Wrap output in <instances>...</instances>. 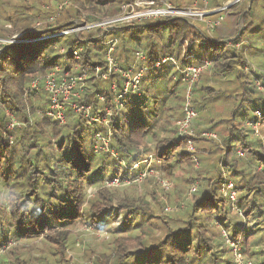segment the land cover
<instances>
[{
    "label": "trees",
    "instance_id": "obj_1",
    "mask_svg": "<svg viewBox=\"0 0 264 264\" xmlns=\"http://www.w3.org/2000/svg\"><path fill=\"white\" fill-rule=\"evenodd\" d=\"M135 1L0 0V39L13 34L26 39L0 44V247L18 242L0 255V264H72L69 251L82 235L76 228L86 225L112 237L107 251L91 244L84 250L96 264H235L223 231L244 246L247 259L264 264V141L248 126L257 110L264 112V72L251 69L246 45L236 48L245 35L239 32L238 21L241 16L246 20L251 0L224 10L236 18L227 27L220 23L213 35L184 18L146 21L108 33L107 38L118 39L113 57L121 69L147 68L142 95L131 96L123 108L115 109L110 152L94 155L90 147L95 134L107 128H98L83 113L68 110L64 124L46 116L50 95L44 78L57 65L65 70L78 64L108 70L104 30L60 32L121 15L122 7ZM155 1L185 8L193 4ZM211 3L225 6L219 0ZM40 26L43 31L33 33ZM167 28L170 33L164 40ZM196 41L205 46L196 48L207 54L205 58L196 54ZM182 42L191 44L184 55ZM143 51L146 59L138 62L137 54ZM165 57L178 64L156 67ZM203 59L213 65L193 86L192 105L198 117L191 127L194 135L183 136L178 121L185 116L186 85L179 68ZM159 69L172 74L165 94L156 89L162 78L156 74ZM103 70L90 73L79 99L99 116L107 105L114 108L112 82L122 85L119 73L103 80ZM37 79L38 89L33 90ZM8 113L19 122L10 131ZM206 132L218 138L205 136ZM190 139L194 151L188 149ZM150 152L161 159L165 175L174 182L170 192L157 183L144 195L130 191ZM115 178L133 184L108 187ZM153 181L157 182L154 177L146 180ZM228 182L236 191L235 202L224 185ZM88 188H93L92 195ZM167 204L177 208L169 212ZM21 242L29 247L43 242L47 249L36 256L37 246L26 248Z\"/></svg>",
    "mask_w": 264,
    "mask_h": 264
},
{
    "label": "built area",
    "instance_id": "obj_2",
    "mask_svg": "<svg viewBox=\"0 0 264 264\" xmlns=\"http://www.w3.org/2000/svg\"><path fill=\"white\" fill-rule=\"evenodd\" d=\"M205 1V0H204ZM235 2H230L224 7L220 8H185L177 7L171 3L157 2L155 0H136L133 5H125L122 7V14L116 17L107 18L99 23L94 24H79L80 26L73 30L63 31L60 34H68L72 31L79 33L81 30H90L92 28L99 27L104 30L102 37V43L108 45L109 49L106 53V60L108 65V70L104 71L101 66L94 68L82 67L81 64L75 66L72 70H65L60 65H57L45 78H44V89L50 95V106L47 110L46 116L51 118L54 121H57L60 124L66 123L67 120V110L69 108L73 109L74 112L83 113L90 123H100L107 128L106 131H99L95 134L94 144L95 149H97V143H102L105 149L110 150V144L112 140V130H111V121L115 115V109H120L124 107L125 101L131 96H141L143 93L142 90V79L147 68H141L136 70L134 68L121 69L117 61L113 57V53L118 44V39L115 37L107 38L108 33L114 28H121L124 24L134 23L136 25L140 24L142 21L147 19H157V18H184L187 20L191 19H201L203 21L206 17H217L216 20H209V27L211 30L215 29L223 20V15H219L224 10L232 6ZM208 5V0L207 3ZM51 37V36H48ZM46 38V37H45ZM25 39V38H24ZM43 39V38H39ZM38 39V40H39ZM21 40V39H20ZM4 39H0V44L3 45ZM13 42V41H12ZM20 42V41H18ZM17 42V43H18ZM182 45V44H180ZM239 44H236L238 46ZM1 51V50H0ZM61 53L63 50L60 51ZM77 59H80V56L77 52L74 53ZM137 57L142 61L146 59V56L143 52H139ZM168 62L178 64L176 59L173 57H165L161 61L156 63V67L162 66ZM213 65V62L208 59H203L198 61L197 64H191L180 70L181 79L186 85V103L184 105V114L182 120L178 121L180 126V134L183 136L194 135V130L191 128L194 119L197 117V112L192 105V95H193V86L196 82L199 81L201 74L210 69ZM101 74L103 80H107L112 73H119L122 79V85L119 87L116 81L111 84V91L114 93V108L111 106H106L102 115H93L88 117L89 113H92V107L85 103H80L79 99L82 98L85 89L88 85V78L92 71L95 73ZM40 80H34L32 84V89L37 90ZM261 87V86H260ZM100 100H104V96L99 97ZM92 115V114H91ZM251 129L254 132V135L257 138H260L264 141V112L261 110L256 111V118L254 121L249 123ZM16 126V120L12 117L10 125L6 128V131L14 129ZM12 128V129H11ZM205 136L217 138V135L214 133H205ZM192 140H188V149L193 150ZM97 151V150H96ZM153 156L145 157L141 163L147 165V162H151ZM156 160V159H155ZM140 164L137 163L135 168ZM148 173L147 167L143 172ZM142 174V172H140ZM139 174V175H140ZM145 174H142L140 178L144 177ZM109 186L115 185H126L131 184L130 181L121 182L120 179L115 178L112 181L107 183ZM227 187V193L230 192V198L233 202L236 201V191L232 182L225 183ZM195 189V187L193 188ZM223 237L229 247L232 249L234 262L235 264H255L252 260L247 259L244 254L241 245L232 240L226 231H223ZM6 247L0 250V253Z\"/></svg>",
    "mask_w": 264,
    "mask_h": 264
},
{
    "label": "rangeland",
    "instance_id": "obj_3",
    "mask_svg": "<svg viewBox=\"0 0 264 264\" xmlns=\"http://www.w3.org/2000/svg\"><path fill=\"white\" fill-rule=\"evenodd\" d=\"M219 1L223 2L224 5H227L228 3L235 2L236 0H219ZM206 3H207V0H205V1L204 0H193L192 6H189V7L198 8V9H205V8L212 9V8H216V7H212L213 5L211 3V0H208V5ZM251 6H252V9L249 11ZM246 12H247L246 20L242 19V16H241L239 18L240 20L238 21L239 22V26H238L239 32L242 30L244 32V34H245L244 35V40H243L242 43H239V45L236 46V48L246 45L247 46L246 57L250 61V65L252 66L251 69L254 70V71L258 70V71H263L264 72V0H254V1L251 0L249 2V4H248V9H246ZM222 15H223L224 18L221 21V25L222 26L224 25V27H227V26L231 25L234 22V18H236V14H234V12L222 13ZM166 19L167 18L147 19V20L142 21L141 23L146 22V21L160 22V21H163V20H166ZM216 19H217L216 17L209 16V17H206L203 21H201V19H199V20L191 19L189 22H191L192 24L198 26L206 34L213 35L215 30H216V28L211 30V28L209 27V20H216ZM126 26L133 27V26H138V25H136L134 23H129L127 25L124 24L122 27H126ZM6 27L7 28H11L10 25H6ZM169 29L170 28H167L165 30V35H164L165 38H163L164 40L167 39V37H168L167 35H169V33H170ZM36 31H43L42 26H40L36 30H33V33H35ZM20 39H21V35L20 34H13L10 38L4 39V41H3L4 44L3 45L16 44L18 41L26 42V39H24V38H22L21 40ZM20 42H18V43H20ZM189 45H191V44L188 43V42H182V45H181V47L183 49L182 50L183 51L182 55L185 54V52H186V50H187ZM194 47H195V49L199 48L201 50L205 48V46L200 45V43L198 41H196V44L194 45ZM197 50L198 49H196V54L199 57L205 58V56L207 54L205 55V54H203V52H198ZM207 52L208 53L210 52L209 44H208ZM143 53H144V51H143ZM209 54L211 55L212 51ZM136 59H137L138 62L141 61V59H139L138 57H136ZM167 65L170 67L171 66V62H168ZM245 70L251 76L254 75L253 74L254 72H252L250 70V68H247ZM156 74L157 75L160 74L162 76L161 80L158 83L159 86L156 84V89L157 90L159 88H160V90L162 89L161 93L165 94L166 91L168 90V89H166V87L167 86L170 87L171 84H172L171 80H170V77L172 76V74H167L165 71H161L160 69L157 70ZM144 75H145V73H144ZM172 82H173V79H172ZM116 83H117V81H116ZM257 83H259V82L257 81ZM142 88H143V86H142ZM153 89H154V87L152 88V90ZM260 89L263 90L262 87H260ZM185 97H186V93H185ZM184 105H185V103H184ZM68 110H71V111L74 112V110L71 109V108H69ZM68 110H67V112H68ZM8 115L14 117L11 113H8ZM93 115H98L99 116V114L89 113L88 117H91ZM84 117L86 118L87 116L84 115ZM250 122H248V126L251 128V126L249 125ZM17 123L19 125V122L16 120V125H17ZM100 125H102V124L98 123V125H96V126L99 128ZM193 127H194V125H193ZM14 135H15V131L11 133V136H13V139H14ZM8 137H10V135ZM217 138H215V139H217ZM192 147H193L192 151H194L195 150L194 142H193ZM90 148L93 149L94 155H97V156H100V155H102L104 153H108L109 152V147H108V149H105L102 143H97V147H96L97 149H95L94 139H93V141L91 143V147ZM150 155L153 156L154 160H151V162H147V165L145 164V161H144V165H146V166L140 172H142V174H145V176L140 178L141 175H142V174H140L135 179V181H132V182H135L137 185L135 184L136 187H132L130 189V191H134L136 194L144 195V194H146L148 189H151L157 183V185H159L160 189L163 192H165V191L166 192H170L171 189H172V185L174 187V182L167 175H165V173H164V171L162 169L161 159L155 158V155L153 154V152L147 153L145 157H147V156L149 157ZM119 160H120V164L122 166H125L126 168L129 169V167L127 166V163L123 159H119ZM146 167H147L148 173H147V171L143 172V170ZM130 169L133 170L132 167H130ZM152 177H154L157 180V182L156 181L146 182L147 179L149 180ZM132 184H129L128 186H130ZM107 186L110 187V188L123 189L124 185H115V186L112 185V186H109L107 184ZM193 188L190 191H188V190L187 191L188 192H192V191H194ZM93 191H94L93 188H88V193H90L91 195L93 194ZM148 198L150 199V197H148ZM166 207H167L166 210L171 212V211H173V210H175L177 208V205L167 204ZM76 229H77V231H81L82 235L76 238V242L77 243L74 244V248L71 249V251H69V253H70L69 257H70V259L72 261V264H96L95 259L87 258V256L85 255L84 250L87 249V246L89 244H91L95 248H99V249L107 251L109 249L108 248V243H110L111 240H112L111 234L109 232H107L106 230H104L102 232H95L88 225H86L84 227H78ZM79 233H77V234H79ZM16 244H18V242H15L13 244L11 243V245L1 246L0 250H2V248H4V247H6V248L3 249V251L0 253V255L2 253H4L7 249H9V247H11L13 245L16 246ZM20 245L21 246L22 245H26V248H32V247L34 248L35 246H37V249H35L37 251L36 256L39 255L38 251H40L41 253L45 254V249H47L45 244H43V242H39L37 245L34 244L32 247H29L31 245H28L25 242H21ZM241 247H242V250H243L244 246L242 245ZM35 253L36 252H34V254ZM232 255H233V252H232ZM251 260L254 262L253 259H251Z\"/></svg>",
    "mask_w": 264,
    "mask_h": 264
}]
</instances>
